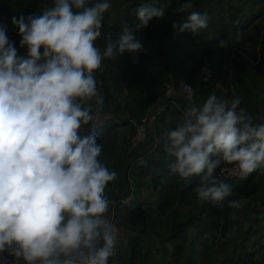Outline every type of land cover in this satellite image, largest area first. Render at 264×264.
<instances>
[{
	"label": "clouds",
	"instance_id": "obj_1",
	"mask_svg": "<svg viewBox=\"0 0 264 264\" xmlns=\"http://www.w3.org/2000/svg\"><path fill=\"white\" fill-rule=\"evenodd\" d=\"M157 5L142 3L133 23L105 36L103 49L96 41L111 0H40L38 12L12 19L26 53L0 25V264H9L5 253L11 264H109L115 257L120 229L105 190L116 172L101 161L103 145L88 127L105 104L94 73L105 59L143 50L138 33L165 17ZM192 8L184 0L180 11ZM209 22L206 13L190 11L172 27L198 34ZM166 137L170 172L199 177V203L243 207L216 174L245 179L264 171V120L239 96L209 94L188 106Z\"/></svg>",
	"mask_w": 264,
	"mask_h": 264
},
{
	"label": "rangeland",
	"instance_id": "obj_2",
	"mask_svg": "<svg viewBox=\"0 0 264 264\" xmlns=\"http://www.w3.org/2000/svg\"><path fill=\"white\" fill-rule=\"evenodd\" d=\"M230 1L235 4H240L235 8L234 12H237L238 15L239 13L241 14L239 17L234 16L233 20H229L230 25L223 24L221 17L219 18V22L223 24L221 27L219 26V29L224 28V30L235 32L233 34L234 36L227 40L229 44L228 48H220L216 44L212 45L205 42V39L210 38L208 37V33L213 21L210 19L208 28L200 31L194 36L197 38L198 46L188 42L192 40L191 36L193 33L185 32L172 34L174 38L165 36V49L162 51V56L160 58L164 66L152 67L140 62L139 55L144 51L147 53L151 51L157 39L153 33L144 36L142 30L138 33L143 44L142 51L138 53H125L118 57L117 60L105 59L102 62V66L94 73L97 80L98 91L105 97V104L97 120V124L92 126L93 131L96 132L112 120L125 118L127 115L129 117L125 120L139 121L142 115L145 114V109L149 104L150 90L153 89L154 91L160 92L163 88L158 77H163L164 73L166 74L165 77L170 78L173 82L179 83L193 80L198 71L196 70L197 66L193 60V54L196 53L198 55L209 51H211L210 59H206L213 64L217 71V75L215 81L210 85H196L198 96L208 86L220 92L229 93L231 91H236V96L241 98L243 107L246 106L252 109L259 101L260 108L263 111L264 93H260V99L255 98V95H258L256 91L260 89L264 90V64L258 66L252 58L251 52L248 57H245L244 53H238V49H234V44L237 42V37H240V32L236 31V29L243 27L242 23L245 25L247 22L252 21L246 14H251L259 8L258 11L262 15V9H260V5L262 4L259 3H264V0H257V2H253L255 0H247L243 2V4L236 0ZM241 5H243L246 10V14L244 10H242ZM223 13L224 12H222V14ZM227 13L226 15H228ZM171 20V18L162 19L160 24L164 27H168L171 25ZM4 21H6V19L4 20L0 17V25H3ZM261 21H263V19L260 20V23ZM263 26L264 23H262V26L255 25L250 30L252 36H247L249 40L248 43L255 39L256 32L260 31ZM149 36L151 39L148 38ZM102 37L101 35L99 39ZM9 39L15 43V46L20 44V41L15 38V35L10 36ZM262 42H264V33ZM97 46L101 49L104 47L102 44H97ZM20 51L22 53L23 48H20ZM263 60L264 59H262V61ZM167 73L169 75L172 73V76L167 77ZM240 91H242V93H239ZM218 96L221 99H230L222 97V93ZM169 110L170 108H167L166 111L163 112V117L160 118L157 130L150 133L153 137L149 136L148 142L140 148V150H144L147 147L150 150L152 149L153 154L149 157L156 158L158 156L155 148H153L154 145L156 148L161 147L160 140L162 138H167L166 133L168 130L174 128L172 125L171 127H165L163 124ZM178 114L177 112L176 117H174L177 120L180 119L177 117ZM157 141L159 145H157ZM163 147H165V145ZM147 155H149V152ZM146 160L147 159H144V161ZM132 163L134 162H131L130 165H132ZM131 176V187L128 184V180L127 182L125 181L124 192L117 195V197L113 193V189L105 190L107 197L111 201L110 211L114 210L118 213V216L116 215L117 217H114L120 229L118 241L116 243V249L118 250L115 259H117L119 255L120 260L115 263L174 264L173 252L175 250V243L168 240L174 225L190 218L198 219L195 222L197 226L190 229V236L194 237L196 235L199 236V231L207 229L208 221L205 216L202 215V211L194 203L178 205L167 213L161 212L158 207L159 197L156 193H150L151 187L149 184L143 179H139L135 175L133 176V174ZM258 182L262 189L261 192L252 197L243 198L246 201L243 207L235 209L231 213L234 224L229 231V236H224L220 232L201 234L199 240L195 243L196 262L194 264H241V261L247 257L254 260V257L260 255V248H257L256 244L264 240V207H262V202H264L263 176L259 177ZM143 190H147L149 194H146ZM126 195H129V198L122 203H128L133 199L135 202H142L145 207L151 211L152 216L149 222H132L127 213L123 210H116L113 201L116 198H122ZM137 235L147 237L148 242L141 243L139 241L138 246L135 247L134 242L135 239H138ZM134 247L136 248L135 256L132 254V249ZM133 256L134 258H132Z\"/></svg>",
	"mask_w": 264,
	"mask_h": 264
},
{
	"label": "trees",
	"instance_id": "obj_3",
	"mask_svg": "<svg viewBox=\"0 0 264 264\" xmlns=\"http://www.w3.org/2000/svg\"><path fill=\"white\" fill-rule=\"evenodd\" d=\"M39 3H40V0H15V1L10 2L9 7L7 3L2 4V5L0 4V15L4 16L2 17L4 20L6 19V21H4L3 24H6L11 29V35L12 36L15 35V38H17L19 41H20V36L17 33L15 25H13L12 23L13 17H19L21 15L27 16L29 14L36 13V9L38 8ZM235 13L228 11L227 13L228 15L221 16V21H223V24L230 25L229 20H233L234 16L238 17V13L237 12ZM156 19L157 18L152 19L149 22V24H153L156 21ZM134 21H135V15L133 16L126 15L116 24L106 28V30L103 33V37L97 41V44L104 45L105 36H107L108 34H113L114 36L116 33L120 31L124 22L133 23ZM227 31L228 30H226V32L223 33L221 38H224L227 36ZM7 35L8 37H10V34L8 32H7ZM163 49H164V44H163V40L161 39L158 41L155 49L150 54L144 56V60L146 62H154L158 65L160 62L159 59L162 56ZM210 56H211V51L203 52L198 55L196 53L193 54V60H194L195 65L197 66L196 70H198L197 75H198L200 67L204 64L211 65L212 68L215 70V72H217L213 64L206 59V58L210 59ZM159 66L161 65L159 64L158 67ZM158 80L160 81V84L161 86H163V88L160 92L154 91L153 89L150 90L149 104L147 105L145 109V114L142 115V117L146 115L147 109L150 107L153 101L160 94L163 93L164 85L166 82H168V81H164L162 77H158ZM186 82H191L194 84L197 97H198V91H197V86H196L198 84L192 81H186ZM174 83H178V82H174ZM199 85H210V84H203L201 83L199 79ZM162 117L163 115H161L160 118ZM160 118L158 119V124L160 123ZM118 120L120 119L118 118V119L112 120L111 122L103 126L101 129L96 131L98 143H101L103 145V151L101 153L100 159L108 167H109V163L111 162L114 156V152H115L114 142L118 135L119 129L125 125L132 126L131 121H127V120L118 121ZM158 127L159 125L157 126V128ZM157 128L155 129V131L157 130ZM155 131H152V132H155ZM166 140L167 138H162L160 140L161 147L156 148L154 145L153 148H155L156 152L158 153V156L156 158L147 160L145 161L144 164H140L139 162L132 163V165H130L129 168L127 169L124 177H125L126 182L128 180L129 185L131 183L130 178L132 177L131 176L132 174L133 176L135 175L139 179L147 180V184H149V186L156 192V194L159 197L158 207L160 211L163 213H167L173 208L181 204L194 203L198 206V208L202 211V215H204L206 220L208 221L207 229H204L203 231H199V236L198 235L194 237L190 236V229L194 226H197L195 225L196 224L195 222L198 220L196 218H190V219H187L185 221L175 224L173 229L171 230V234L168 239L169 241H172L175 243V250L173 252L174 264H194L196 262L195 243L197 240H199L201 234L220 232L224 236H229V231L232 225L234 224V221L231 218V213L235 209L227 207L226 204L224 206H220L210 201L204 202L202 204L199 203L197 201L196 194L194 191V189L199 184V177H192L187 180H182L170 172L169 165L173 162V160H172V157H170L168 153L166 152L165 147H163L166 143ZM157 145H159L158 141H157ZM139 150L140 149L132 150V151L138 154ZM151 154H153L152 149L151 151H149V155ZM109 168L116 172V178H117L121 170L116 167H109ZM218 171L219 169H217V172ZM130 172H131V175H130ZM116 178L113 181L109 182L106 188H113L116 185ZM225 183L231 186L234 192V196L232 198L234 199L252 197L256 195L260 189V185L257 181V172H254L253 175L247 180L228 181ZM120 186L124 188V185L122 182H120ZM127 198H129V195L123 196L122 198H117L115 200L116 210L117 211L123 210L125 213L128 214V217L132 222H140V223L149 222L152 216L151 211H149L142 202H135L133 201V199H131V201L128 203H122ZM142 237H145V236L142 235ZM139 241L142 243L141 237H138V239H135V242H134L135 247L138 246ZM258 245H259V248L262 247L261 243L256 244V246ZM263 245H264V242H263ZM135 247L132 249V254H134V256L136 253ZM134 256L132 258H134ZM119 260H120V256L118 255V258L115 259L114 257V259L110 261L109 264H116L115 262ZM129 264H132V262H129ZM241 264H256V263L254 260L249 259L247 257L241 261Z\"/></svg>",
	"mask_w": 264,
	"mask_h": 264
},
{
	"label": "crops",
	"instance_id": "obj_4",
	"mask_svg": "<svg viewBox=\"0 0 264 264\" xmlns=\"http://www.w3.org/2000/svg\"><path fill=\"white\" fill-rule=\"evenodd\" d=\"M11 1H15V0H0V4L2 5V4L7 3L8 7H9ZM236 1L242 2V4H243V2H246L247 0H236ZM93 2H94V0H93ZM145 2H146V0H111V7L104 15L103 25H102V36H103V33L106 30V28L116 24L118 21H120L126 15H131V16L135 15L136 9L142 3H145ZM183 2H184V0H158L157 6H162L165 8V17L158 18V19H156V21L153 24H148V26L146 28L141 29L144 36H146L147 34L150 35L153 33L155 35V38H157L155 45L151 51H149L148 53L146 51H144L142 54L139 55V60H141L140 62L142 64H146V65L152 66V67L158 66L159 64L162 65L161 61L159 62L158 65L154 62H146L144 60V56L150 54L155 49L158 41L161 39L163 40L164 49H165V43H164L165 36L170 37V38H174V36L172 34L179 33L178 30L173 29V27H172L173 22L176 20L182 21V20L186 19L187 15L190 11H198L202 14L206 13L209 16V18L213 20L212 25L210 26V31L208 33V37H210V38L205 39V42L207 44L218 45L220 40H222V39L229 40L234 36L233 34L235 32H232L231 30H229V31H227V36L224 38H221L223 33L226 32V30H224V28L219 29V26L221 27V25H223L219 22V18L221 16H225L226 13L228 12V10L232 13H235L234 12L235 8H237L240 4H235L230 0H192L193 8L189 9L187 11L181 12L180 6ZM253 2H257V0H255ZM259 4H262V5H260L261 6L260 9H262V15L258 11L259 8L257 9V11H254L251 14H246V10L244 9L243 5H241V8H242V10H244V13L247 16H249V18L252 21L247 22L245 25L242 23L243 27L236 29V31L240 32V34H239L240 37H237L238 38L237 42L234 44V46H235L234 49L236 50V48H237L238 53L239 52L242 54L244 53L245 57H248L249 53L251 52V56L255 60V62L257 63L258 66L261 64H264V60L262 61V59H264V42H262V36L264 33V26L262 27V29L260 31L256 32L255 39H253L252 42L248 43L249 40H248L247 36H252V32L250 30L255 25L262 26V23H264V3H259ZM39 5H40V3H39ZM39 5H38V8L36 9V12L39 11ZM231 7H233V8H231ZM222 12H224V13L222 14ZM240 14L241 13H239L238 17L240 16ZM0 17H4V16L0 15ZM165 18H171L172 19L171 25H169L168 27H164L163 25L160 24V21L162 19H165ZM261 19H263V21H261V23H260ZM3 26H4V24H3ZM187 36H189V35H187ZM194 36H196V35L192 34L191 37H192V40H195V41L190 40L188 42L190 44L198 46L197 45V42H198L197 38H195ZM148 38L151 39L150 36ZM16 47L20 50V44H17ZM164 49H163V51H164ZM22 53H24V49H23ZM162 66H164V65H162ZM165 75L166 74L163 73L162 79L164 81H171V79L166 78ZM169 76L171 77L172 73H170V75L167 73V77H169ZM164 78H166V79H164ZM189 81H192L196 84H199V78H198L197 73H196L194 79L189 80ZM256 92L258 93V95L256 94L255 98L260 99L261 94L264 93V90L260 89L259 91H256ZM213 93L215 95H217L218 98H219L218 95L221 93L223 94L222 97H225V98L226 97L231 98L234 95L236 96V94H237L236 91H231L229 93L216 91L213 88H211V86H208L198 96V103L197 104H202L204 99L209 94H213ZM239 93H242V91H240ZM178 101L184 110H186V108L189 106L183 98H180ZM259 104H260V102L258 101V104H256L254 107H252V109L245 106V108L256 118L257 121L264 120V110L262 111ZM177 112L179 113L177 117L180 118L181 121H180V119L177 120L176 118H174V117H176ZM128 117L129 116L127 115V116H125V118H119V119L125 120ZM120 120H118V121H120ZM182 121H183V117H182V114L179 112V110L174 108V107H171L170 110L168 111V114H167L163 124L165 127H171V125L173 127H175L177 124L182 123ZM174 122H179V123H174ZM132 133H133V127L131 125L122 126L119 129L118 135H117L115 142H114L115 152H114L113 159L109 163V167H116V168L120 169L121 172L119 173L118 177L116 178V185L113 188H106V189H113V193L115 194L116 197H117V195H120L124 192V190H123L124 188L120 186V182H122L124 185V183H125L124 175H125L127 169L129 168L130 163L131 162H139L140 164H144L145 163L144 159H147V160L153 159L152 157H149L152 154L147 155V153L149 151H151L150 149H148V147L145 148L144 150H139L138 154H136L132 151V149L130 147V138L132 136ZM260 176H263V178H264V171H260L257 173V181L259 180ZM144 181L147 182V180H144ZM259 185H260V183H259ZM261 190L262 189L260 187L259 192H261ZM143 191L146 194H149L147 190H143ZM151 192L156 193L152 188L150 189V193ZM115 200L113 201L114 202L113 204H115ZM262 203H263L262 207H264V202H262ZM110 214L112 217H116V215L118 216V213H116L114 210H111L109 215ZM137 237L142 238V243L148 242L147 237H142V235H137ZM263 242H264V240H262V242H261L262 247L260 248V251H261L260 255L254 257V261L256 264H264V245H263ZM256 247L258 248L259 245ZM115 248H116V246H115ZM117 250L118 249H116V254H117ZM122 250H124V249H122ZM113 259L114 258L110 259V261H112Z\"/></svg>",
	"mask_w": 264,
	"mask_h": 264
},
{
	"label": "built area",
	"instance_id": "obj_5",
	"mask_svg": "<svg viewBox=\"0 0 264 264\" xmlns=\"http://www.w3.org/2000/svg\"><path fill=\"white\" fill-rule=\"evenodd\" d=\"M5 28L10 36H12L11 29L6 24ZM24 53H26V49H24ZM198 76L201 83L211 84L216 78V72L211 65L204 64L200 67ZM179 98H183L189 106L197 104L198 97L194 84L191 82H166L163 93L153 101L147 109L146 115L139 121H131L134 128L130 138V147L132 150H138L148 142L150 133L155 131L158 126V119L167 108L175 107L182 113V115L184 114L185 110L179 104ZM96 124L97 120L88 127L93 130L92 126ZM227 168L232 169V166L228 165ZM216 174L223 179L224 183L228 181H244L253 175L252 173L247 178L241 179L234 171L221 172L220 169ZM4 255L7 257L9 264H11L13 258L7 253Z\"/></svg>",
	"mask_w": 264,
	"mask_h": 264
}]
</instances>
